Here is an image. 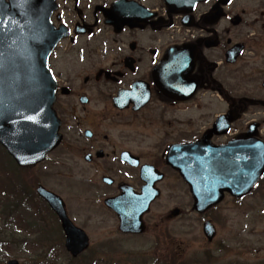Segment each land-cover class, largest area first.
Segmentation results:
<instances>
[{
  "label": "flooded vegetation",
  "instance_id": "flooded-vegetation-1",
  "mask_svg": "<svg viewBox=\"0 0 264 264\" xmlns=\"http://www.w3.org/2000/svg\"><path fill=\"white\" fill-rule=\"evenodd\" d=\"M52 5L50 26L62 36L47 68L60 141L27 167H19L0 143V154L26 176L27 183L20 176L26 197L47 206L39 186L62 199L60 186L76 190L89 214L104 210L118 233L139 237L149 231L148 217L164 191L167 202L178 206L154 223L156 229L190 206L191 187L179 160L199 157L204 167H214L221 155L233 173L261 164L264 0H53ZM247 154L254 159L240 160ZM123 187L135 195L143 190L159 195L141 216V232H120L118 214L106 204L123 198ZM193 204L201 226L213 222L210 212L217 205L197 212Z\"/></svg>",
  "mask_w": 264,
  "mask_h": 264
},
{
  "label": "rangeland",
  "instance_id": "rangeland-1",
  "mask_svg": "<svg viewBox=\"0 0 264 264\" xmlns=\"http://www.w3.org/2000/svg\"><path fill=\"white\" fill-rule=\"evenodd\" d=\"M10 169L16 174L10 161L0 154V194L4 196L0 199L4 204L11 202L5 211L0 210V264L10 258L20 264H264V178L239 202L225 196L213 208L210 215L214 217L217 235L211 243L202 235L200 215L192 210V199L185 215L161 223L156 229L154 223L168 209L178 206L177 201L167 202L164 191L148 217L149 231L129 237L118 233L116 222L104 210L97 208L89 214L84 195L76 196L78 191L60 186L57 189L72 211L69 216L90 239L89 249L72 259L64 249L59 223L46 207L37 200L21 197L16 188L4 187L13 181ZM16 175L27 183L23 172ZM176 197L183 198L182 192ZM168 237H172V242ZM39 238L43 241L37 242Z\"/></svg>",
  "mask_w": 264,
  "mask_h": 264
},
{
  "label": "water",
  "instance_id": "water-1",
  "mask_svg": "<svg viewBox=\"0 0 264 264\" xmlns=\"http://www.w3.org/2000/svg\"><path fill=\"white\" fill-rule=\"evenodd\" d=\"M52 3L53 0H0V24L9 22L7 28H0V143L20 166L42 161L60 141L59 122L52 109L54 83L47 70V57L62 36L49 23ZM222 158L217 156L214 167H204L199 157H192V162L179 160L180 172L191 186L194 208L199 212L218 203L224 190L234 196L244 195L264 169L261 157V164L252 166L249 172L233 173L229 170L232 166ZM253 159L251 154L245 159L240 156L247 162ZM37 192L57 215L65 234V248L76 257L88 247L86 233L68 218L59 196L43 187ZM155 196L147 190L135 195L123 187V198L106 200V204L117 212L120 231L136 233L143 230L141 216ZM203 233L212 240L215 231L209 222H205ZM6 264L18 261L11 259Z\"/></svg>",
  "mask_w": 264,
  "mask_h": 264
},
{
  "label": "trees",
  "instance_id": "trees-1",
  "mask_svg": "<svg viewBox=\"0 0 264 264\" xmlns=\"http://www.w3.org/2000/svg\"><path fill=\"white\" fill-rule=\"evenodd\" d=\"M10 181H11V180H10ZM13 185H14V184H13V182L11 181V183H9V184L7 183L6 185H4V187H7V189H12V186H13ZM22 189H23V188H22ZM23 190H24V189H23ZM1 195H2V194H0V197H4L3 195H2V196H1ZM18 202L20 203L21 201H17L16 203H18ZM10 203H11V202H10ZM10 203H9V204H4L3 201H2V199H0V206H1V207H0V210L5 211L6 208H9ZM19 206H20V205H19ZM20 210H23V208L21 207ZM41 228H42V226H41ZM39 230H41V229H39ZM43 239H44V237H43ZM36 241H37V242H39V241L41 242V241H43V240H42V238H39V239H37ZM35 263H39V262H36V261H35ZM42 264H46V263L43 262ZM86 264H90V263L87 262Z\"/></svg>",
  "mask_w": 264,
  "mask_h": 264
},
{
  "label": "snow or ice",
  "instance_id": "snow-or-ice-1",
  "mask_svg": "<svg viewBox=\"0 0 264 264\" xmlns=\"http://www.w3.org/2000/svg\"><path fill=\"white\" fill-rule=\"evenodd\" d=\"M8 21H5L3 24H0V28H7L8 27ZM26 119H28V120H32L33 119V117H31V116H27V117H25Z\"/></svg>",
  "mask_w": 264,
  "mask_h": 264
}]
</instances>
